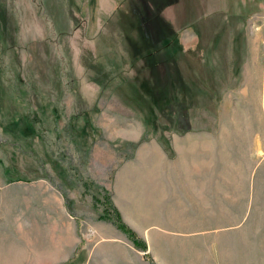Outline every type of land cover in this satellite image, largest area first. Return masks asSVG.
Returning a JSON list of instances; mask_svg holds the SVG:
<instances>
[{
  "label": "rangeland",
  "instance_id": "rangeland-1",
  "mask_svg": "<svg viewBox=\"0 0 264 264\" xmlns=\"http://www.w3.org/2000/svg\"><path fill=\"white\" fill-rule=\"evenodd\" d=\"M72 241L264 264V0H0V264Z\"/></svg>",
  "mask_w": 264,
  "mask_h": 264
},
{
  "label": "trees",
  "instance_id": "trees-1",
  "mask_svg": "<svg viewBox=\"0 0 264 264\" xmlns=\"http://www.w3.org/2000/svg\"><path fill=\"white\" fill-rule=\"evenodd\" d=\"M67 198V197H65ZM96 198V197H94ZM109 209L110 211H106L100 215L101 219L111 221L119 230H121L133 243V245L138 248L145 250L146 243L144 240L138 237L135 231H133L121 218V215L118 209L114 206L112 202L109 201ZM150 264H153L152 262Z\"/></svg>",
  "mask_w": 264,
  "mask_h": 264
},
{
  "label": "crops",
  "instance_id": "crops-1",
  "mask_svg": "<svg viewBox=\"0 0 264 264\" xmlns=\"http://www.w3.org/2000/svg\"><path fill=\"white\" fill-rule=\"evenodd\" d=\"M75 247L76 245L72 241L69 245H67V247H65V249L62 252L57 250L56 252L51 253L50 264H65L69 262L70 258L74 254ZM23 260L25 259L23 258Z\"/></svg>",
  "mask_w": 264,
  "mask_h": 264
}]
</instances>
